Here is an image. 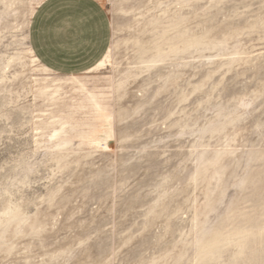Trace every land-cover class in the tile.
I'll return each instance as SVG.
<instances>
[{
	"label": "rangeland",
	"instance_id": "374dc122",
	"mask_svg": "<svg viewBox=\"0 0 264 264\" xmlns=\"http://www.w3.org/2000/svg\"><path fill=\"white\" fill-rule=\"evenodd\" d=\"M100 1L106 120L59 148L37 5L0 0V264H264V0Z\"/></svg>",
	"mask_w": 264,
	"mask_h": 264
},
{
	"label": "crops",
	"instance_id": "0c3cea01",
	"mask_svg": "<svg viewBox=\"0 0 264 264\" xmlns=\"http://www.w3.org/2000/svg\"><path fill=\"white\" fill-rule=\"evenodd\" d=\"M29 26L40 62L64 75L88 73L111 46V22L100 0H43Z\"/></svg>",
	"mask_w": 264,
	"mask_h": 264
},
{
	"label": "bare ground",
	"instance_id": "6f19581e",
	"mask_svg": "<svg viewBox=\"0 0 264 264\" xmlns=\"http://www.w3.org/2000/svg\"><path fill=\"white\" fill-rule=\"evenodd\" d=\"M42 1L43 0H33L37 6ZM37 6L32 8L31 16ZM28 38L29 35L27 33L26 39ZM201 43L200 40L196 41V44ZM173 49L176 50L175 47H173ZM28 53L31 57L30 62L36 66V69L45 72L51 71L40 62L31 45H28ZM112 56L113 46H110L105 57L90 71L101 70L104 68L106 63L111 61ZM106 81H108V87L111 88V82L109 78L106 77L101 79L99 76L86 77L83 75H63L56 78H46V81L38 89V95L56 106H61V109L57 111V116L54 117L55 120L53 121L60 124V129H57L56 133L53 135L57 147H66L71 142L68 135L72 133H79L84 138V141L97 135V127L95 126L93 119L104 118L106 120V104L108 103L110 92L106 91ZM65 87H69V94L68 92H62ZM75 111H87L89 113L93 111L91 113L93 116L91 115L92 117H90L91 119L87 123H81L78 119H75V116H73L72 113H75ZM84 125L88 128L87 131L84 129Z\"/></svg>",
	"mask_w": 264,
	"mask_h": 264
}]
</instances>
